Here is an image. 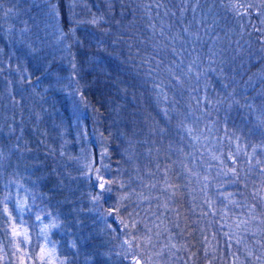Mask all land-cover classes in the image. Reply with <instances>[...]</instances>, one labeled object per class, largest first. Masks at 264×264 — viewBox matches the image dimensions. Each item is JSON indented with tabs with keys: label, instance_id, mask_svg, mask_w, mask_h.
Segmentation results:
<instances>
[{
	"label": "trees",
	"instance_id": "16d2710c",
	"mask_svg": "<svg viewBox=\"0 0 264 264\" xmlns=\"http://www.w3.org/2000/svg\"><path fill=\"white\" fill-rule=\"evenodd\" d=\"M140 205L172 264H264V0H0V264H133Z\"/></svg>",
	"mask_w": 264,
	"mask_h": 264
},
{
	"label": "rangeland",
	"instance_id": "374dc122",
	"mask_svg": "<svg viewBox=\"0 0 264 264\" xmlns=\"http://www.w3.org/2000/svg\"><path fill=\"white\" fill-rule=\"evenodd\" d=\"M42 3L45 0H41ZM28 7V6H27ZM51 8V18L52 20H49L44 26H42L43 32H48L52 33V40L53 42H48L49 48H48V53L50 52L51 56L57 57L58 60H63L64 61V66L63 69H60V77L64 78L65 82L68 84L70 81V76L68 74L69 70V63L65 61V58L67 57V49L69 50V39L65 34L59 30L60 28L58 27V19H57V13H56V6ZM56 16V19L54 17ZM54 19V20H53ZM21 26L25 27L23 30L30 29L25 22H20ZM45 28V31H44ZM53 32H51V31ZM72 32H75L74 29ZM67 38V41L64 39ZM43 43V42H41ZM41 47H45V45L41 44ZM58 76V73L56 74V77ZM78 154H77V160L79 162L80 168L88 167L89 169L92 167L90 163H92V157L89 161L87 162V154L83 150V144L82 141L78 142ZM90 156V155H89ZM104 155H102L101 160L102 162L104 161ZM105 170V167L101 166V175H103V172ZM97 173V170H96ZM99 177V175H97ZM99 189H101V186L99 184H96ZM101 185H104V183L101 182ZM138 185V184H137ZM130 189L127 190L129 195H126V197H130L132 193H130ZM134 192H140V189L134 186ZM109 194V193H108ZM144 202L143 200H141ZM138 204V203H137ZM144 205H140L135 209L133 213H131L128 217V221H123L122 229L127 226L128 228H139L134 234L132 232H129V230H126L125 234L121 231L119 234L124 235L123 236V242H128L132 247L128 246L131 254V260L133 264H172L171 263V258L169 253L166 251L163 243H158L156 238L152 233L149 232V229H147L146 226H149L150 224V216L149 214L145 211L143 212ZM143 209V210H142ZM106 222H108V219L106 216H102ZM98 226L101 228V225L98 223ZM130 226V227H129ZM133 226V227H132ZM138 226V227H137ZM143 228V229H142ZM121 229V227H120ZM129 237H125V235H128ZM122 244L121 242H119ZM127 243V244H128Z\"/></svg>",
	"mask_w": 264,
	"mask_h": 264
},
{
	"label": "snow or ice",
	"instance_id": "6c2138e0",
	"mask_svg": "<svg viewBox=\"0 0 264 264\" xmlns=\"http://www.w3.org/2000/svg\"><path fill=\"white\" fill-rule=\"evenodd\" d=\"M101 188H103V185H101Z\"/></svg>",
	"mask_w": 264,
	"mask_h": 264
}]
</instances>
